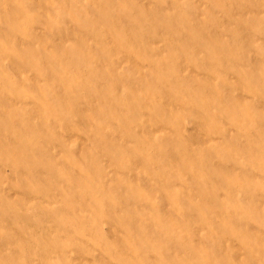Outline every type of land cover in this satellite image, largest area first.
Masks as SVG:
<instances>
[{"label": "rangeland", "instance_id": "1", "mask_svg": "<svg viewBox=\"0 0 264 264\" xmlns=\"http://www.w3.org/2000/svg\"><path fill=\"white\" fill-rule=\"evenodd\" d=\"M0 264H264V0H0Z\"/></svg>", "mask_w": 264, "mask_h": 264}]
</instances>
